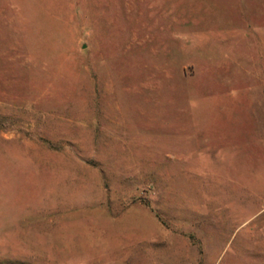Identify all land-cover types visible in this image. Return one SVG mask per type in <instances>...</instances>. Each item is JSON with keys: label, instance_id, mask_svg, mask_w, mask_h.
<instances>
[{"label": "rangeland", "instance_id": "1", "mask_svg": "<svg viewBox=\"0 0 264 264\" xmlns=\"http://www.w3.org/2000/svg\"><path fill=\"white\" fill-rule=\"evenodd\" d=\"M0 264H264V0H0Z\"/></svg>", "mask_w": 264, "mask_h": 264}]
</instances>
